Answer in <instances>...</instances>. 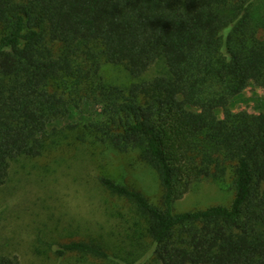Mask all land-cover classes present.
<instances>
[{
    "label": "trees",
    "instance_id": "trees-1",
    "mask_svg": "<svg viewBox=\"0 0 264 264\" xmlns=\"http://www.w3.org/2000/svg\"><path fill=\"white\" fill-rule=\"evenodd\" d=\"M0 28V185L14 161L63 147L59 124L92 102L99 116L77 131L137 152L163 189L157 206L99 176L136 211L116 237L121 249L101 235L63 243L59 254L111 264H264L262 115L225 109L214 119L249 77L264 88V0H0ZM107 65L129 81L107 78ZM229 176L228 205L173 210L201 180ZM0 264L21 262L0 254Z\"/></svg>",
    "mask_w": 264,
    "mask_h": 264
},
{
    "label": "rangeland",
    "instance_id": "rangeland-1",
    "mask_svg": "<svg viewBox=\"0 0 264 264\" xmlns=\"http://www.w3.org/2000/svg\"><path fill=\"white\" fill-rule=\"evenodd\" d=\"M104 74L110 79L129 81L119 67L107 65ZM225 109L260 114L264 121V88L249 77L243 91L233 96L225 108L214 111L216 122L223 120ZM99 111L98 105L83 103L59 124L68 136L63 147L12 163L6 182L0 185V254L14 255L21 264H111L76 252L56 251L63 243L101 235L114 239L111 243L115 249H121L116 237L124 236L127 220L136 211L126 200L100 186L101 175L162 205L163 189L157 174L137 152L112 151L77 131L80 125L95 120ZM232 196L230 176L225 182L203 179L174 202L173 210L228 205ZM147 260V264H155L152 258Z\"/></svg>",
    "mask_w": 264,
    "mask_h": 264
}]
</instances>
